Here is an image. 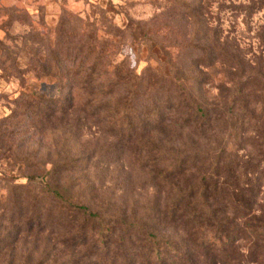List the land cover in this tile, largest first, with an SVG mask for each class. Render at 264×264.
Masks as SVG:
<instances>
[{
    "label": "rangeland",
    "instance_id": "obj_1",
    "mask_svg": "<svg viewBox=\"0 0 264 264\" xmlns=\"http://www.w3.org/2000/svg\"><path fill=\"white\" fill-rule=\"evenodd\" d=\"M0 17V264H156L152 233L176 264H264V240L216 254L175 216L207 208L209 183L224 218L225 178L264 202V0H17ZM92 65L107 95L80 83ZM183 88L213 110L204 131L180 125Z\"/></svg>",
    "mask_w": 264,
    "mask_h": 264
},
{
    "label": "trees",
    "instance_id": "obj_2",
    "mask_svg": "<svg viewBox=\"0 0 264 264\" xmlns=\"http://www.w3.org/2000/svg\"><path fill=\"white\" fill-rule=\"evenodd\" d=\"M106 72L107 71H102V69L98 68L96 65H92L87 69L82 68L78 71V74L80 73L81 76L80 83H82L83 87L89 89V94L94 95V98L107 95L110 92V90H105L106 84L104 76ZM182 91H184L183 93L186 94V97L175 107V111L178 113L179 119L181 120L180 125L193 126V124H195L204 131L208 124L211 123L213 110L200 102L193 93L187 92L184 88ZM104 104L107 105V103ZM172 105L175 106L174 104L169 105V115H171L170 112L173 110ZM160 113L164 114L165 112L160 111ZM163 118L171 119L172 116L167 115ZM221 184L222 202L225 207L224 210H226L225 216H227V208L229 205H232L237 215L243 220L241 225L236 222L238 228H232L231 224H234L233 220L236 219H225V216L224 218L218 219L216 210L211 208L212 203L207 202L210 198L209 196H212L208 183L203 193L206 197L204 204H207L208 209L204 208V206L200 207L198 203L191 198L186 204L188 208L182 213H179L178 210L181 209L183 198L178 200L175 216L182 218L185 225L190 230V237L192 240L197 244L214 249L216 254L234 249L235 246L233 244L236 239L234 237L237 233H245L246 237H257V239L264 240V202L258 200L260 182L256 179L255 181L253 179L250 182H246L237 178L232 180L225 178ZM189 194L191 197L195 196V190L190 191ZM76 207L82 210L87 209L84 205L76 204ZM216 224L219 227V235L214 233L211 229ZM151 236L153 238L151 239L153 244L151 250L155 251L157 255L156 264H176L178 262V257L176 255H178L180 251L169 241L166 242L168 245L167 247H172L173 249L162 251L160 245L162 238L153 233ZM231 236L233 237L231 238ZM172 251L174 252L173 255L170 254ZM228 255L229 257H232V255L234 256L233 253H229ZM172 256L174 259H172ZM152 261L153 260L149 256L146 263L152 264Z\"/></svg>",
    "mask_w": 264,
    "mask_h": 264
},
{
    "label": "crops",
    "instance_id": "obj_3",
    "mask_svg": "<svg viewBox=\"0 0 264 264\" xmlns=\"http://www.w3.org/2000/svg\"><path fill=\"white\" fill-rule=\"evenodd\" d=\"M17 2V0H0V7L3 6H11L14 5ZM1 17H0V21H1ZM2 22V21H1ZM1 28H0V38L2 37V33H1ZM3 32V31H2Z\"/></svg>",
    "mask_w": 264,
    "mask_h": 264
}]
</instances>
